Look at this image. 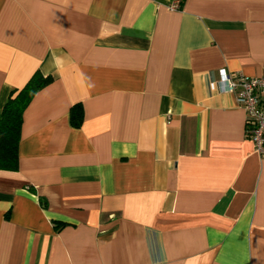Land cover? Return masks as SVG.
<instances>
[{
    "label": "crops",
    "instance_id": "crops-1",
    "mask_svg": "<svg viewBox=\"0 0 264 264\" xmlns=\"http://www.w3.org/2000/svg\"><path fill=\"white\" fill-rule=\"evenodd\" d=\"M262 66L264 0H0V113L52 78L0 170V264H264V155L217 84Z\"/></svg>",
    "mask_w": 264,
    "mask_h": 264
},
{
    "label": "trees",
    "instance_id": "trees-1",
    "mask_svg": "<svg viewBox=\"0 0 264 264\" xmlns=\"http://www.w3.org/2000/svg\"><path fill=\"white\" fill-rule=\"evenodd\" d=\"M51 81L50 76L35 72L22 88L9 93L0 113V170L15 171L18 168V146L24 112L36 93ZM69 113L70 124L79 127L83 120L82 106H72Z\"/></svg>",
    "mask_w": 264,
    "mask_h": 264
},
{
    "label": "built area",
    "instance_id": "built-area-1",
    "mask_svg": "<svg viewBox=\"0 0 264 264\" xmlns=\"http://www.w3.org/2000/svg\"><path fill=\"white\" fill-rule=\"evenodd\" d=\"M178 5L177 1L173 6ZM217 84L234 94L237 105L245 112L247 134L256 151L264 155V66L253 77L234 76L221 69Z\"/></svg>",
    "mask_w": 264,
    "mask_h": 264
}]
</instances>
